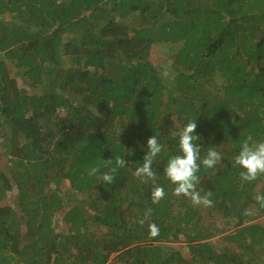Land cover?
<instances>
[{"label": "trees", "instance_id": "1", "mask_svg": "<svg viewBox=\"0 0 264 264\" xmlns=\"http://www.w3.org/2000/svg\"><path fill=\"white\" fill-rule=\"evenodd\" d=\"M262 114L264 0H0V264H264V175L235 165ZM189 121L223 156L198 173L210 207L164 176ZM153 135L159 204L134 176ZM116 156L112 184L89 175Z\"/></svg>", "mask_w": 264, "mask_h": 264}, {"label": "clouds", "instance_id": "2", "mask_svg": "<svg viewBox=\"0 0 264 264\" xmlns=\"http://www.w3.org/2000/svg\"><path fill=\"white\" fill-rule=\"evenodd\" d=\"M196 128V121H189L179 131L171 132L173 137H178L179 139V154L168 159L164 168V176L175 186L174 194L177 197L183 196L188 198L193 206L210 207L213 204L211 199L213 193L208 191L202 195L201 191L197 190V184L200 182L198 173L201 164L208 169L216 168L221 164L223 156L215 147H210L207 149L206 156L201 159L202 149L195 143V141L199 140V136L195 134ZM164 147L157 136L153 135L148 138L147 152L143 156V163L134 172V176L142 182L147 183L149 180L153 182L154 187L151 191L152 204H159L165 197L164 188L155 183L157 177L152 167L158 155L164 150ZM126 164L127 161L124 158L116 156L114 160L109 159L104 161V167L107 168V171L100 173L99 168L92 167L89 175L97 176L99 174L98 179L101 182L112 184L116 179L118 170L124 168ZM235 165L242 169L240 178L243 182H252L261 175H264V141L257 142L249 134L243 140L241 150L235 157ZM255 199L260 203L261 207H264V195H257ZM151 213L152 209L148 208L145 211L144 218L140 219L139 223L143 225ZM157 233V226L151 224L150 235L155 236ZM130 248L132 246L128 247L125 251Z\"/></svg>", "mask_w": 264, "mask_h": 264}, {"label": "rangeland", "instance_id": "3", "mask_svg": "<svg viewBox=\"0 0 264 264\" xmlns=\"http://www.w3.org/2000/svg\"><path fill=\"white\" fill-rule=\"evenodd\" d=\"M158 58H159V63H158V65L160 66V67H162V68H164L165 69V73H166V76H168L169 78H172V77H174L175 76V73L173 72V69L171 68V65L169 64V58H168V56L166 55V54H164V53H160V54H158ZM157 60V56L155 57V58H153V61H156ZM6 202H7V204H10V205H13L14 203L11 201V199L9 198V199H7L6 200ZM213 212V211H212ZM212 216H213V219H220L221 217H222V214L221 213H218V212H214L213 214H212ZM256 223L258 222V223H261L262 225H264V218H259L258 220H256L255 221ZM254 222V223H255ZM188 243L186 242V240L184 239V240H180L179 242H178V244H176L178 247H179V249L180 250H182L181 252H183V254L185 255V256H189V251H188V248L186 247V245H187ZM185 247V248H184ZM118 255L119 254H117V255H114L113 257H112V259H117L118 258Z\"/></svg>", "mask_w": 264, "mask_h": 264}]
</instances>
